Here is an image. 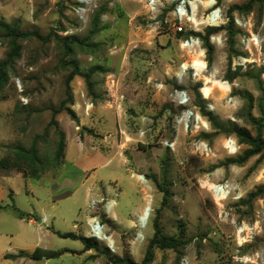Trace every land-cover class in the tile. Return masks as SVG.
Instances as JSON below:
<instances>
[{
	"label": "rangeland",
	"instance_id": "1",
	"mask_svg": "<svg viewBox=\"0 0 264 264\" xmlns=\"http://www.w3.org/2000/svg\"><path fill=\"white\" fill-rule=\"evenodd\" d=\"M153 1L157 9L151 0H0L1 20L43 37L21 40V53L7 68V81L0 87V264H35L31 256L19 253L36 245L67 250L38 264H124L111 256L142 263L157 213L162 233L180 243L175 249L155 248L151 264L264 262L255 252L259 249L264 255V193L251 195L264 185V156L222 165L248 145L225 128L215 132L197 106L208 127L197 128L193 119L188 128L178 125L176 116L184 107L171 97L174 89H183L195 103L205 76L229 80L238 56L256 59L240 66L241 72L263 69L257 61L264 58V0H256L248 11L232 12V5L250 0H217L225 22L192 32L205 34L217 28L210 35L220 33L222 42L213 44L209 36L214 47L210 60L201 37L207 71L194 78L189 70L180 82L174 73L194 56L180 47L179 40L189 32L176 34L165 22L167 0ZM237 17L245 24L238 25ZM252 34L259 37L260 46L251 42L246 47ZM7 41L0 39V61L9 50ZM75 65L89 76L75 74L70 81L72 99L67 105L76 111L79 123L65 110L56 115L66 148L63 163L54 167L60 136L50 125L51 108L66 98V80ZM229 81L232 100L217 87L211 99L214 109L207 110L222 123H236L253 135L261 131L264 137V122L255 124L249 116L251 112L260 117L262 93L256 81L245 75ZM244 93L253 96V106ZM229 138L237 143L235 153L225 146ZM200 142L208 144V152H201ZM34 149L36 159H31ZM41 169L45 171L39 178L24 177V171L32 175ZM65 178H72L70 186L62 183ZM206 179L232 183L233 195L240 193L241 198L229 197L221 206L201 185ZM163 189L170 193L165 204ZM149 203L150 217L140 226L137 218ZM44 215L50 227L42 229ZM86 215L89 221H99L106 238L92 234ZM241 225L252 232L245 229L240 238ZM57 230L93 237L100 249L87 253L82 241L61 237ZM242 254L253 261H242Z\"/></svg>",
	"mask_w": 264,
	"mask_h": 264
},
{
	"label": "trees",
	"instance_id": "2",
	"mask_svg": "<svg viewBox=\"0 0 264 264\" xmlns=\"http://www.w3.org/2000/svg\"><path fill=\"white\" fill-rule=\"evenodd\" d=\"M256 0H250L249 2L243 4V5H232L229 9V12H232L234 9H243L245 11L250 10L252 4ZM234 27L233 20L230 22V31H232V28ZM217 28H210L207 29L205 34L203 33H196L200 37H202L205 47L207 48V52L210 56V60L212 59V53L214 51L213 45L209 41V36L212 32L216 31ZM30 36H36L38 38H43L42 35L35 30H21L18 28L16 25H10L8 22L1 20L0 19V39L1 38H6L8 41L9 45V50L6 53V58L4 60L0 61V87L7 81L8 78V72L7 68L11 66L15 59L18 58V56L21 53L22 49V44L21 40L28 38ZM68 46V45H67ZM69 47V46H68ZM70 48V47H69ZM262 72L263 69L259 68L255 72L251 71H245L241 72V68H237L234 71L229 70L227 77L229 80H233L239 75H245L248 76L252 79H254L258 85V88L261 90L262 97H261V103L259 104V111H260V117L255 118L251 115V112H249L250 120L255 123V124H262L264 122V86H263V80H262ZM75 74H81L84 75L86 78H88L89 74L88 73H82L79 71L78 67L75 65L73 71L70 73L66 80V85H67V91H66V98L60 103L58 107H52L53 111V117L50 121V125H55L58 129V133L60 136L59 142H58V150H57V155H58V161L56 162L54 167L59 166L60 164L63 163V158L65 156V132L60 129L59 127V122L56 119V115L60 113L61 111L65 110L73 120H75L77 123H79V117L76 113V111L68 104L67 102H70L72 99V92H71V87H70V81L74 77ZM197 88L200 87L199 84L196 86ZM244 98H246L249 101V105L253 106V101L254 98L251 94L244 93L243 95ZM195 100V105L199 108L200 112L208 118V120L212 123V126L215 130V132H219L222 130V128H225L227 132H232L234 133L240 142L246 143L248 145V148L244 150V152L237 157H229L227 158L222 165H229V164H242L244 163L247 159H249L251 156L255 154L261 153V156H264V137L261 133V131L257 132L255 135H253L246 127L240 126L236 123L233 122H228L227 124L222 123L218 117L212 112L208 111L206 107V101L201 97V94L198 92L194 98ZM204 137H209L210 134L208 133H203ZM31 159H36V151L35 149L32 150V154L30 155ZM4 168L6 167L5 165H2ZM45 170L41 169L39 173H33L32 175H28L27 171H24V177H33V178H39L41 173H43ZM164 195H163V204L167 203V200L170 196V193L167 189H163ZM264 193V185L259 186L255 191L251 193L252 196H258L260 194ZM13 208L17 210L18 215L20 217L24 216V213L20 211L15 205H13ZM158 212V211H157ZM154 226H155V233L153 237L150 239L149 244L146 248L145 252V257L142 261V263H136L130 258H120L119 256H111V258H114L115 261L118 262H123L124 264H151L153 258H154V250L155 248H177L179 245V241L175 239L174 237H167L162 233V230L159 225V214L157 213L155 219H154ZM56 233L60 235L61 237H70L73 239H79L80 241L83 242L84 244V250H89V249H100V246L98 244V241L94 239L93 237L87 236L85 234L77 233L74 231H69V232H62L60 230H57ZM67 250H57V251H46L43 252L39 247L35 248L32 254L29 255L24 250L20 251V255L22 256H31L32 258H38L42 256H47V257H55L59 256L62 253H64Z\"/></svg>",
	"mask_w": 264,
	"mask_h": 264
},
{
	"label": "built area",
	"instance_id": "3",
	"mask_svg": "<svg viewBox=\"0 0 264 264\" xmlns=\"http://www.w3.org/2000/svg\"><path fill=\"white\" fill-rule=\"evenodd\" d=\"M153 0H151V7L153 9H157V4H153ZM167 2L170 5V11H169V17L171 16V19L167 17L165 19V22L169 25L173 26V30L176 34L179 33H186L189 32V35L185 38L180 39V47L185 50L190 55H196V52L199 49H202V54L199 55L198 60L201 62L200 64H193V60L183 62L180 65V69L174 73L176 79L180 82L183 80L184 76L187 74V71L191 70L192 75L195 78L196 76L198 78H201L202 75L205 74L207 71V61L205 59L206 57V51L202 46V39L199 35H195L192 31H198L202 29V26H210V27H219L225 22V15L223 12L222 6L218 3L217 0H167ZM202 10L201 15H199V11ZM235 22L238 25L245 24L240 18H235ZM210 41L213 44H221L222 38L220 33L212 34L210 35ZM251 42L255 44L257 47L260 46L261 40L257 35L252 34L251 37L247 39L248 45L246 44V47H250ZM256 62V59L250 58L248 56H238L233 61L234 68H239L240 66L247 67L249 63ZM257 64L259 67H263L264 71V58H259V61H257ZM264 74V72H263ZM205 80L203 82V86L199 88L200 93L202 94L203 98L206 101L207 108L209 110L214 109V103L211 102L213 91L215 88H219L220 90L225 91L224 88H226L228 91L226 92V95H230L232 88L231 83L229 80H221L214 77V74H209V76H205ZM210 82V84H208ZM163 85V84H160ZM159 85V86H160ZM216 86V87H215ZM217 88V89H218ZM206 89V90H205ZM171 97L173 102L177 106L184 107L182 111L176 116V122L178 125L183 124L185 128L189 127V121L191 119L194 120L195 126H198V119L195 116H192L193 112H196V114H199V110L196 109V105L194 104L191 96L188 94L186 90L183 89H174L171 92ZM232 100V97L230 96L228 101ZM86 111H89V104L85 106ZM202 123H199V126ZM205 128L208 127L207 122L206 124H202ZM141 133H144V130L141 131ZM230 144L229 146H226L228 151L231 152V145H233L234 151L232 150L231 153H235L237 151V143L234 142L231 138H229ZM166 144H168V141H166ZM199 147L201 148V152H208L209 146L206 142H200ZM201 185L205 186L211 193L215 201L220 204L221 206L224 205V203L231 198L239 199L241 198V194H234L235 191V185L232 183L226 181L223 183L220 182H210L208 179L202 180ZM227 215V213H226ZM46 217H42V223L46 224ZM97 224H99V221H96ZM249 230L252 232V228L248 226H239L237 229V235L241 238V234L244 232V230ZM93 230V229H92ZM92 234L94 231H91ZM94 235V234H93ZM245 239V238H244ZM243 239V240H244ZM247 240V239H245ZM109 246V245H108ZM110 247V246H109ZM255 252H259L260 257L263 256V252L259 249L255 250ZM248 253V254H254ZM244 255V254H242ZM259 257V258H260ZM242 261H247L240 257ZM250 262V261H248Z\"/></svg>",
	"mask_w": 264,
	"mask_h": 264
},
{
	"label": "bare ground",
	"instance_id": "4",
	"mask_svg": "<svg viewBox=\"0 0 264 264\" xmlns=\"http://www.w3.org/2000/svg\"><path fill=\"white\" fill-rule=\"evenodd\" d=\"M202 54V49H199L197 52H196V55H194L193 56V58L191 59V60H193V64L194 65H196V64H200L201 62L198 60V57H199V55H201ZM225 89V93L228 91L226 88H224ZM206 90V89H205ZM193 115V117H194V119H195V116L196 115H198V116H196V118L198 119L199 118V114H196V112H193L192 113ZM200 117L202 118V116L200 115ZM199 118L198 119V126H196L197 128L199 127V123H204V124H206V121L202 118ZM230 140H226V142H225V146H229V144H230ZM231 149L234 151V148H233V145H231ZM232 150H231V152H232ZM136 177H137V179H142V176L140 175V174H137L136 175ZM144 178V177H143ZM109 206V207H108ZM108 210L111 208V206H112V204L110 203V204H108ZM151 205H150V203L148 204V205H146V207L144 208V210H143V212H142V214H140L139 216H138V218H137V223L140 225V226H143L144 225V223L149 219V217H150V214H151ZM89 225H90V229H91V231H94L93 232V234H94V236H96L98 239L100 238L101 240L102 239H104V238H106V236L105 235H102V225L99 223V224H97L96 223V221H93V220H91L90 221V223H89ZM93 229V230H92ZM139 232H141V231H139ZM140 234V233H139ZM138 234V235H139ZM103 237V238H102ZM141 237V236H140ZM108 238V237H107ZM108 240V239H107ZM104 241V240H103ZM106 242V241H105ZM112 242V241H111ZM110 244V243H109ZM111 246V245H110ZM240 257H242L243 259H245V260H247V261H253L252 260V257L251 256H249V255H241ZM262 264H264V262L262 263Z\"/></svg>",
	"mask_w": 264,
	"mask_h": 264
},
{
	"label": "crops",
	"instance_id": "5",
	"mask_svg": "<svg viewBox=\"0 0 264 264\" xmlns=\"http://www.w3.org/2000/svg\"><path fill=\"white\" fill-rule=\"evenodd\" d=\"M62 183L65 185V186H70L71 184H72V178H65V179H63L62 180ZM18 213V212H17ZM41 217H46V224H44V223H41L40 225H39V227L40 228H42V229H44V228H49L50 227V225H49V223H48V218H47V216L46 215H44V216H41ZM40 217V218H41ZM92 220V219H91ZM90 220V221H91ZM29 221L30 222H32V223H36V222H33V219L32 218H30L29 219ZM86 221L88 222L89 221V217H88V215H86ZM90 221H89V223H90ZM61 231V230H60ZM63 232V231H62ZM88 236V235H87ZM37 247H39L43 252H46V251H56V250H50V249H47V248H45V247H41L40 245H36L35 246V248H37ZM35 248L33 249V250H29V251H26L27 253H29V255L30 254H32L33 253V251L35 250ZM90 250H86V252L88 253ZM24 257H28V258H31L30 256H24ZM45 257V261L44 262H47V261H49L50 260V258H52V257H47V256H44Z\"/></svg>",
	"mask_w": 264,
	"mask_h": 264
},
{
	"label": "water",
	"instance_id": "6",
	"mask_svg": "<svg viewBox=\"0 0 264 264\" xmlns=\"http://www.w3.org/2000/svg\"><path fill=\"white\" fill-rule=\"evenodd\" d=\"M33 260L35 261V264H38V263H43L45 261V257L42 256V257H38V258H33Z\"/></svg>",
	"mask_w": 264,
	"mask_h": 264
}]
</instances>
